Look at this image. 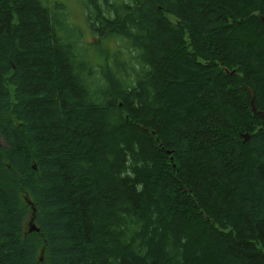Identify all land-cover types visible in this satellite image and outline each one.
<instances>
[{"label":"trees","instance_id":"1","mask_svg":"<svg viewBox=\"0 0 264 264\" xmlns=\"http://www.w3.org/2000/svg\"><path fill=\"white\" fill-rule=\"evenodd\" d=\"M251 99L264 0H0V264H264Z\"/></svg>","mask_w":264,"mask_h":264},{"label":"rangeland","instance_id":"2","mask_svg":"<svg viewBox=\"0 0 264 264\" xmlns=\"http://www.w3.org/2000/svg\"><path fill=\"white\" fill-rule=\"evenodd\" d=\"M71 10H72V19L75 22H78L79 24H83V16L81 14V10L77 5L71 4ZM0 145H3V141L0 139ZM27 225V224H26ZM38 258L43 260L42 253L38 252Z\"/></svg>","mask_w":264,"mask_h":264},{"label":"water","instance_id":"3","mask_svg":"<svg viewBox=\"0 0 264 264\" xmlns=\"http://www.w3.org/2000/svg\"><path fill=\"white\" fill-rule=\"evenodd\" d=\"M250 107H251V111H252V113L253 114H259V115H262V116H264L261 112H257L256 111V108H255V106H254V104H253V99H251V101H250ZM247 135H243L242 136V138L244 139V141L247 139ZM36 231H37V229H35Z\"/></svg>","mask_w":264,"mask_h":264}]
</instances>
